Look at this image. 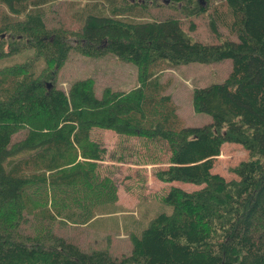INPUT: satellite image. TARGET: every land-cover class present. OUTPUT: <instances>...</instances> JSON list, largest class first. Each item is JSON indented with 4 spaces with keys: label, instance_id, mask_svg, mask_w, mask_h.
<instances>
[{
    "label": "trees",
    "instance_id": "16d2710c",
    "mask_svg": "<svg viewBox=\"0 0 264 264\" xmlns=\"http://www.w3.org/2000/svg\"><path fill=\"white\" fill-rule=\"evenodd\" d=\"M47 1L0 0L7 8L0 17V38L25 34L37 58L44 55L59 68L71 46L63 33L48 37ZM122 1L139 9L140 3L192 0H99L77 12L81 53L133 63L136 87L97 97L90 80L77 81L68 93L47 88L52 75L37 74L34 61L0 71V264H264V0H220L212 9V29L221 27L237 41L218 45L193 41L176 19L123 18ZM11 47L4 53L0 43V58L20 50L17 42ZM224 60L231 61L227 79L192 93L195 112L212 122L184 127L166 95L170 81L161 82L160 72ZM94 128L145 144H167L169 166L156 177L205 185L191 193L172 187L163 198L170 212H159L139 234L131 233L132 254L120 259L107 251L86 252L46 231V238H32L23 229L30 209L44 219L46 198L59 230L80 221L82 212L55 206L49 190H71L82 180L101 191L89 176L94 165L79 161L101 159L104 151L91 141ZM224 143L249 153L233 169L237 178L228 182L212 173Z\"/></svg>",
    "mask_w": 264,
    "mask_h": 264
},
{
    "label": "rangeland",
    "instance_id": "374dc122",
    "mask_svg": "<svg viewBox=\"0 0 264 264\" xmlns=\"http://www.w3.org/2000/svg\"><path fill=\"white\" fill-rule=\"evenodd\" d=\"M98 1L46 2L44 24L48 37L63 33L65 43L71 46L66 60L59 68L47 63L44 55L37 58L38 52L29 44L30 37L14 31L3 35L0 43L4 45V53L10 52L13 42L19 43L20 50L11 57L0 58V71H7V68L25 64L29 60L28 63L34 61L37 74L52 75L53 79L46 81L47 88L54 86L68 93L77 81L90 80L97 97H101L106 90L120 92L136 87L138 69L133 63L121 61L110 54L102 57L87 56L79 50L81 26L77 12L87 7L89 9ZM219 2L220 0H192L179 5L147 2L140 3L139 9H131L130 5L122 1L120 11L122 10L123 18L129 17L135 21L176 19L186 36L205 45L237 41L236 36L230 35L221 27L217 31L212 29V9ZM3 13L7 14V8L0 2V17ZM230 72V60L183 64L160 72L161 82L170 81L166 95L176 104L177 115L184 127L198 128L212 122L209 115L195 112L191 100L193 90L220 84L227 79ZM91 141L99 144L104 151L101 159L79 161L94 165L89 176H94L96 182L102 186L101 191L97 192L92 182L88 185L82 180L71 190H49V194L55 195V206L66 208L67 212L80 210L82 216L78 223L59 230L55 223L57 220L54 207L46 198L47 208L43 220H38L36 217L41 213L34 216L32 209L24 214L26 220L23 229L32 238L43 235V231H46L70 239L86 252L107 251L116 259L128 257L133 251L130 234H139L159 212L170 210V207L164 206L163 198L172 187L191 193L205 186L181 182L166 183L156 177L158 171L169 166L170 153L165 143L145 144L141 140L120 137L112 130L99 128L92 129ZM248 158L249 153L242 146L224 143L212 173L227 182L236 179L233 169Z\"/></svg>",
    "mask_w": 264,
    "mask_h": 264
}]
</instances>
